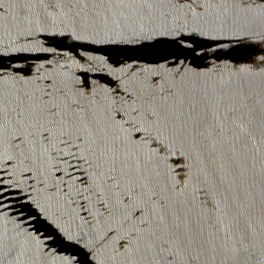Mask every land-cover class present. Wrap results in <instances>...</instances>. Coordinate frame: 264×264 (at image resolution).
Listing matches in <instances>:
<instances>
[{
  "label": "water",
  "instance_id": "95a60500",
  "mask_svg": "<svg viewBox=\"0 0 264 264\" xmlns=\"http://www.w3.org/2000/svg\"><path fill=\"white\" fill-rule=\"evenodd\" d=\"M0 264H264V0H0Z\"/></svg>",
  "mask_w": 264,
  "mask_h": 264
}]
</instances>
